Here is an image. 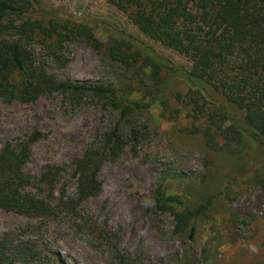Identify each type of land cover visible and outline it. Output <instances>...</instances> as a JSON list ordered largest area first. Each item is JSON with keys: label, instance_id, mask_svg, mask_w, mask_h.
Listing matches in <instances>:
<instances>
[{"label": "trees", "instance_id": "16d2710c", "mask_svg": "<svg viewBox=\"0 0 264 264\" xmlns=\"http://www.w3.org/2000/svg\"><path fill=\"white\" fill-rule=\"evenodd\" d=\"M138 20L139 33H134L120 27L116 16H78L45 0H0V101L29 104L62 96L73 108L91 102L113 116L74 160L73 193L64 187L56 196L63 166L49 165L37 177L26 171L32 147L43 137L38 127L7 140L0 147V208L37 223L28 224L32 231L26 234L43 231L38 224L67 220L117 264L142 262L121 252L110 230L85 221L82 207L101 191L106 162L118 161L127 149L137 155L154 108L170 122L183 114L191 119L183 130L203 140L211 176L218 154L232 156L217 176L224 188L194 207L183 206L161 186L155 189V211L174 216V236L192 237L195 220L214 211L219 196L232 203L246 183L264 188V0H150ZM77 43L109 64L117 80L60 79L52 67L65 68L67 48ZM157 45L187 58L191 66ZM229 215L231 227L246 225L237 214ZM255 226L263 237L261 232L251 249L264 254V222ZM56 261L33 240L0 238V264Z\"/></svg>", "mask_w": 264, "mask_h": 264}, {"label": "rangeland", "instance_id": "374dc122", "mask_svg": "<svg viewBox=\"0 0 264 264\" xmlns=\"http://www.w3.org/2000/svg\"><path fill=\"white\" fill-rule=\"evenodd\" d=\"M45 1L78 16L107 17L110 20L116 16L120 27L134 33H139L138 16L147 10L150 2ZM157 47L175 61L191 66L187 58L170 49ZM66 57L69 62L65 68L52 67L62 80L94 83L117 80L118 73L83 43L68 47ZM111 114L91 102L73 108L62 96L29 104L0 101V147L7 140L38 127L43 137L33 145L32 159L26 171L37 177L49 165L63 166L65 172L55 189L56 196L64 187L73 193L76 187L73 162L83 154L97 133L111 125ZM152 114L151 123L145 124L149 132L147 139L141 143L137 155L127 149L121 159L106 162L102 167V189L83 205V219L110 230L116 236L119 250L142 264H264V254L251 249L252 244H258L255 242L262 232L255 224L264 222V188L261 185L244 184L238 190L237 200L232 203L219 196L220 203L215 210L207 217L195 220L192 237L189 233L174 236V216L155 211L153 194L158 186L168 195L178 196L183 206L191 207L206 196L218 193L225 185L221 186L222 181L217 176L223 174L225 163L232 156L218 154L215 166H211L214 170L211 176L205 163L203 140L199 135L183 130L192 125L191 119L183 114L177 122L167 121L162 117L161 108H154ZM229 212L245 220L246 225L231 227ZM28 224L37 223L0 208V238L7 234L15 240L18 236L21 240H33L57 259L53 264H117L109 253L92 244L85 230H77L67 220L38 224L43 226V231L36 234L23 233L31 230ZM259 225L263 227L261 223ZM236 238L239 240L235 241Z\"/></svg>", "mask_w": 264, "mask_h": 264}]
</instances>
